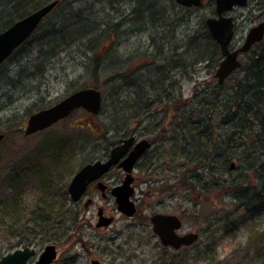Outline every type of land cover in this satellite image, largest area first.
<instances>
[{
    "label": "rangeland",
    "instance_id": "1",
    "mask_svg": "<svg viewBox=\"0 0 264 264\" xmlns=\"http://www.w3.org/2000/svg\"><path fill=\"white\" fill-rule=\"evenodd\" d=\"M5 1L7 0H0L3 4ZM67 1L70 3L73 0H63L51 13L53 19H59L56 26H47L37 32L35 31L31 36L32 38H30L33 41L28 42L24 48L17 51L11 57L10 62L7 63L8 69H11L10 77L0 80V119L3 118L5 120V118H8L12 124L20 120L23 122L20 134L6 137V143L0 146L4 149V156L0 159V251L6 254L8 251L6 250L7 246H12L17 241L22 240L23 237H27L28 241L37 250L47 244L55 243L58 246L59 257L54 264H90L93 259L99 260L102 264H166L171 257L175 261L186 257V264H264V205L262 208L258 207L260 210L257 213L244 212L239 204L231 201V197L228 196L230 191L226 186L231 183L248 181L252 185V172L249 171L246 174L242 165L237 168L235 166L230 174L231 176L220 177L217 174L208 182L210 183L209 185H204L207 193L212 191L220 192V200L212 199L209 202H204L203 196L207 193H201L200 188L189 190L188 193L179 190L171 199V210L185 211L189 214V217L193 214L199 217V214L200 217L204 216L206 218V222H210L212 226H215V229L210 228L204 234H200L197 244L183 252H168L167 255L166 251H161L156 246V238L149 228L144 234L137 231L131 233V231L122 229V233L116 240L115 245H113L110 239L113 237V233L118 232V230L110 229L109 231L100 230L97 232L94 228L96 222L94 207L86 210L94 218L77 219L74 233L66 232L64 229L72 226L73 220H65L64 223L56 225V227L61 226L64 229L58 235L51 234L54 232L42 231L40 228L42 224L39 223H43L40 221L43 220L40 218H43L42 216L44 215L42 213L43 210H40L42 205L47 208L57 204L62 208V211L72 210L67 202L68 198H66V201L64 200L65 194L62 190L64 188L67 190L73 174L91 156L90 153L96 147L97 138H94L88 128H86L82 116L71 117L68 121L41 133L31 137H24L23 129L26 126L29 115L67 97L76 90L91 87L87 84L90 81L89 78H91L89 74L91 71L86 70L83 66L85 61H87L83 53L85 47L91 46L92 41L89 38L95 35L94 32L97 29L95 28L96 26H91V22L94 20L99 22L97 23L98 25L100 24L97 34L101 38H98V42L94 43L96 52L94 54L91 52L88 56H95V53L99 52V55L105 56L103 65H109L104 73L96 76L98 82L103 84L101 92L104 96V103L101 107V113L93 120L94 123L100 126V131H103L107 123L112 124L113 121L120 120V116H134L141 113L132 104L125 103L126 99L124 96L120 95L119 98V81L117 78L120 68L128 63H126L128 57L123 52V48L131 58V62H133L135 60L133 52L138 48L137 45L140 42L147 43L150 39L152 31V18L150 15L154 16V21L158 18L166 21L169 18L164 17L165 10H171L169 6L170 0H152L150 7L146 9V11L150 10L149 13L147 12L146 14L145 11H141L147 17L142 22L140 18H137V16H141V12L139 11L140 15H137L133 11L132 0H103L100 3L93 1L94 4L90 0H75L72 5L67 4ZM204 1L207 3L208 0ZM40 3L42 4V0ZM121 5H123V8ZM2 8L3 10L0 9V12L8 10V8ZM246 10L239 9L238 13L236 11L233 14L235 17L238 15L235 32L236 43L239 41H241L239 43L243 42L246 31L249 28L248 24L250 22L248 23ZM88 14L89 16L85 17V19H90L85 24L89 25L88 27L71 25L74 24L72 19L76 18V16ZM198 14L203 15L202 19H206L209 12L206 7L199 10V13L193 11L189 23L190 31L196 28L198 24L200 26L201 21L196 17ZM122 16L127 17V20H123V22ZM121 21L122 29L118 28V24ZM69 25L75 26L72 32L64 31L60 33L62 27L67 28ZM128 32H130V35L135 33L138 37L132 36L130 41L124 42L123 46H121L120 42L124 39V34ZM90 33L94 35H90ZM52 34L57 37H62L63 35L64 39L58 40L50 36ZM47 42L50 43V46L43 47ZM144 47L143 44L142 52H144ZM39 51L41 52L40 55L43 56L42 64L39 65L40 68L29 71L26 67L28 57H30L29 61L37 60L33 58L36 57ZM216 67L215 65L207 64V62L198 64L186 78L181 91L173 92L175 96H179L176 99L177 105L193 101V106L188 111L195 116V120L200 110L197 103L201 100L202 93L206 91L211 96L212 90L216 86L214 79ZM45 68L47 69L43 70ZM35 74H37V79L32 81L31 76ZM113 77H117L113 79L115 81L111 84L107 83ZM94 79L96 82L97 79ZM39 83L44 85L39 87ZM21 85H23V88H21ZM230 85V80L228 79L221 93H224V95L229 94ZM11 94L15 97H12ZM43 94H46V96ZM127 104L130 106H127ZM170 110L173 111L172 106H170ZM209 111L205 110V113ZM205 113H203L202 117H204ZM176 118L174 117V119ZM208 120V123L213 121L210 118ZM6 125L1 127L4 134L7 132ZM77 126L80 129L75 130ZM195 129H197L195 126L190 128L183 141V135H181L183 132L181 130L174 131L172 133L174 135L172 150L176 152L175 149H179L181 152L186 153L182 146L185 141L189 142L192 148L198 146V149L191 155L197 156V153H203L202 145L204 144L200 143L205 140H199L198 132ZM215 135H217V131ZM211 149H213V145ZM219 149L220 147L217 151ZM206 152L211 151L208 149ZM21 160L31 164V166L27 165L30 168L28 185L24 189V194L18 195V191L13 192V196L16 199L12 200V191L8 188V183L4 179L7 174L19 175V177L22 175L21 170L20 172L18 169L11 171L14 170V165H20ZM181 163H184V161L173 162L172 172L158 170L156 180L159 181L168 174L172 177V180H169V184L175 187L182 176ZM191 163L188 162V165ZM232 163L236 165L237 161L234 160ZM256 164H261L264 169V158H260ZM193 165H196V163ZM5 167H8V171L4 170ZM204 175L206 174H203V177L201 176L202 181H204ZM256 176L255 179L258 181L260 174ZM226 179L230 182L226 183ZM221 180H225L224 184H222ZM48 181H52V186L56 184L55 188L51 187V192L49 191ZM257 181L256 186L258 184ZM216 185L223 186L217 187ZM158 186H160V183L155 184V187ZM199 191L201 194L198 197ZM51 196L52 200H50ZM257 197L251 196L250 203L258 202L254 200ZM94 198L99 202L97 197ZM154 209L161 211V208L156 209L155 207ZM164 210L169 211L170 208H165ZM211 212L219 214L222 218L218 225H214V216L204 214ZM224 214H232L233 216L223 219ZM18 218H21L19 225L24 222V227L34 231L36 235H29L26 229L18 228V230L14 226ZM67 218L69 219L68 216ZM32 219H38L39 222L30 223ZM26 220L29 222H26ZM190 220L189 218V222ZM189 222L186 223L187 228L190 226ZM121 224L119 223V225ZM206 225L207 223L203 226L206 227ZM192 226L194 227L195 225ZM186 227H184V231L187 229ZM198 231L199 226H196V232ZM142 238L143 241L141 240ZM126 239L131 241L127 245L122 244ZM94 244H98L97 247L91 248L87 252V247ZM103 249H107V252L103 251Z\"/></svg>",
    "mask_w": 264,
    "mask_h": 264
},
{
    "label": "flooded vegetation",
    "instance_id": "2",
    "mask_svg": "<svg viewBox=\"0 0 264 264\" xmlns=\"http://www.w3.org/2000/svg\"><path fill=\"white\" fill-rule=\"evenodd\" d=\"M90 1L92 4H94L93 1L100 3L103 0ZM74 2L75 0L71 1L70 3L67 1V4L72 5ZM51 3H55V6L41 19L39 23L41 28H46L47 26L55 27L57 21H59V19H53L51 13L56 7L60 5L61 0H42L43 6L41 7ZM169 6L171 7V10H165L164 14V17H167V19L169 18L166 21L162 20L161 18H158L154 21V16L150 15L152 18V31L150 33V39L147 43L140 42L137 45L138 48H136V50L133 52L135 55V60L133 62H131V58L123 48V52L128 57L126 59V63H128L127 65H124L120 68L118 79L119 95L124 96L126 99L124 102L132 104V106H134L135 109L137 108L138 111H141V113L134 116H120V120L113 121L115 123L112 122V124L107 123V125L104 126L105 130L100 131V126L95 124L93 121L97 115H92L83 109H75L68 117L59 120L53 125L56 126L58 124L64 123L74 116H82V120L83 123L86 124V128H88L89 132L94 136V138H97L96 147L92 149V152L90 153L91 156L85 160L86 162H84L82 166L78 168V170H76L72 178L77 174V172L87 165H92L95 162L105 163L109 161L111 159L110 153L116 147H121L123 150L121 155H119L117 158L116 163L112 164L108 170L87 184L84 193L76 202L73 203L69 201V194L66 190L68 197L67 202L72 209L67 213L69 215V219H71V221L73 220V225L70 227H65V231L74 233L76 231L77 219L94 218L92 217L91 213L86 212L87 209L94 207L96 221L94 228L97 232L100 230L109 231L110 229L118 230V232L113 233V237L110 239L113 245H115L116 240L122 233V229L131 231V233L137 231L138 233L144 234L147 228H149L150 232L156 238V246H158L161 251H166L167 255L168 252H183L195 246L199 240L200 234H204L206 230H210V228L215 229V226H212L210 222H206V218L204 216L200 217L198 214L199 217H196L195 214H193L191 217H189V214L185 211L171 210V199L179 190L188 193L189 188L181 187V185L177 183L175 187L174 185H170L169 180H172V177L168 174H166V177L163 179L157 181L156 174L158 170H163L166 172L173 171V157L175 155V151L172 150V143H174V135L172 133L174 131L181 130L183 132L181 133V135H183V141V139H185V135L190 130L189 117H187V107L189 103H182L181 108L176 109L178 112L176 116L174 110H170V106L173 107V104L177 103L176 99L179 97L175 96L173 92H180L183 84L186 81V79H180L182 70L185 69L187 73H189L188 58L190 54L191 42L194 45L200 44L198 40L200 38H204L205 32L208 33L205 25L206 19L210 17L218 18L215 12V0H208L207 3L206 1L201 0V6L199 8L182 6L177 4L175 0H170ZM203 7L207 8L209 12L208 17L206 19H202L203 15L198 14L196 17H198V19L201 21L200 26L198 24L196 28L190 31L189 23L192 12L195 11L199 13V10H201ZM239 9H247V19L248 23L250 22L248 24L249 28L246 31L245 37L252 28L257 27L260 24L264 25V0H248L246 6L243 8L233 7L231 12L224 13L222 16L232 17L234 23H236L238 15L235 17L233 14L236 11L238 13ZM86 16H89V14L85 16L78 15L76 18H85ZM122 21L118 24L121 29ZM130 32L124 34L125 42L130 41L131 37L129 38L127 36ZM235 32L236 29L234 30V37L230 47L232 50L240 48L245 40L244 37L242 43H239L241 41L236 43ZM133 36L138 37V35L135 33ZM192 39H195V42H193ZM143 44L145 46L144 52H142ZM261 46H264V34L262 40L253 44L246 53L249 60L254 58ZM204 55L209 58L211 56L210 53H206ZM147 70L155 71L157 74L152 78L139 80V73L145 72ZM36 77L37 74L32 77V81L37 79ZM43 85V83L38 84L39 87ZM43 95L46 96V94ZM61 100L48 105L46 108L57 104ZM128 104L127 106H130ZM46 108L44 107L43 109ZM149 111L150 113L148 114ZM99 112L101 113V111ZM183 112L184 116H182L180 121L179 116ZM174 117L177 118L174 119ZM179 122L182 123V125H180ZM78 129H80L79 126L75 128V130ZM182 146L185 149L184 152H187V147L191 145L189 142L184 141ZM175 150L176 154L180 156L183 154V151L181 152L179 149ZM134 151L140 152L141 154L131 166L130 170L126 171L124 162ZM260 155L261 158H264L262 153ZM253 158L257 161L260 159V157H258V159L255 157ZM251 176L253 182L250 186V189L252 195H254V192L257 190V187L255 186L257 181L255 178L257 176H254L253 173ZM259 180L260 179L258 177V183ZM262 180H264V175ZM124 181L128 182V186L122 189ZM208 182L209 180L204 175L203 184L209 185L210 183ZM158 183H160V186L155 187V184ZM198 189L201 191V193H207L206 186H198ZM200 191L197 194L198 197L201 194ZM94 197H97L99 202H97ZM118 199H126V201L129 203L127 211L129 212V208L133 209L131 210L133 212L131 216L126 215L127 212H123L119 209L121 206L118 203ZM55 207L61 208L57 204ZM155 207L156 209L161 208V211H156L154 209ZM251 207L252 210L249 211L250 213H257L259 211L257 205ZM165 208H170V210H164ZM204 214L214 216V225H218L222 219L219 214L217 215L214 212ZM156 215L176 217L181 224L180 229L176 231V235L182 237L191 233L197 234V241L189 246H181L178 249H174L170 246H163L160 243L158 236L153 232V224L151 219ZM228 215L224 214L223 219H228L233 216L232 214ZM189 218L191 219L190 222ZM107 222H109L107 226H102ZM187 222H189L190 225L188 228L186 227ZM119 223L122 224L119 225ZM205 223H207L206 227L203 226ZM192 225L195 226L193 227ZM196 226H199L198 232H196ZM184 227L187 228L185 231ZM53 229L54 233L56 234L59 227L54 226ZM64 229L61 227V230ZM141 240L143 241V238ZM130 241V239H126L122 244L127 245ZM51 244L55 245V243ZM47 245L37 250V248H35L31 243L22 241L17 246L14 245L9 251V254L18 250L21 251L25 248H29L34 253L27 260L26 264H34L43 253ZM97 245L98 244H94L90 247H87L88 249H86V251L88 252V250L90 251L91 248H96ZM55 246L57 248V261L59 257V251L58 246ZM103 251L107 252V249H103ZM173 260V257H171L166 264H173ZM56 261H54L52 264H54ZM92 262H96V264H102L97 259L91 260L90 264H92Z\"/></svg>",
    "mask_w": 264,
    "mask_h": 264
},
{
    "label": "trees",
    "instance_id": "3",
    "mask_svg": "<svg viewBox=\"0 0 264 264\" xmlns=\"http://www.w3.org/2000/svg\"><path fill=\"white\" fill-rule=\"evenodd\" d=\"M62 1L63 0H61V2ZM41 6H43V4L40 3V0H7L4 4L3 2H0L1 10H3L2 7H5V9L8 8V10L6 9L5 11L0 12V33L16 21L24 18L25 16L29 15L32 11H35ZM143 11H145V13L148 12L146 11V9ZM135 12L138 14L139 10L137 9L135 10ZM142 12L141 16L143 15ZM74 28L75 26L68 27L66 29L68 30L67 32H72ZM118 28H120V26ZM40 29L41 27L39 26L36 32ZM61 32L62 30L60 29V33ZM94 33L95 35L93 33H90V35H94L89 38V40L92 41L91 46L85 47V51L87 50V48H91L92 54L96 52L94 43H97L98 38H101V36L97 34V29H95ZM53 34L50 36H53ZM53 37L58 40L64 39L63 35L62 37ZM30 38L27 42L21 45L14 52V54L24 48L25 45L28 44V42L33 41L30 40ZM192 40L193 42H195V39ZM198 41L200 42V44L197 45H194L191 42L190 54L188 58L190 71H192L198 64H202L203 62H207V64H217L220 58L219 48L208 35V33L205 32L204 38H200ZM46 46H50V43L47 42L45 45H43V47ZM98 53H95V56L91 55L88 57L83 55L84 58L87 60L85 61L83 66L86 70L91 71L89 72L91 78H89L90 81H88L87 84L90 85L92 88L102 91L103 84H100V82H98L96 76L105 72L102 67L105 56H101ZM206 53L211 54L210 58L204 55ZM40 54L41 52L39 51L36 57L33 58L37 59L35 61H29L30 57H28L26 67L29 71H33L36 68H40L39 65L42 64L43 61V56ZM11 57L0 66V80L5 79L6 77H10L11 69H8L7 63L10 62ZM46 69L47 68L43 70ZM34 76L32 75L31 77ZM94 78L97 79L96 82ZM115 78L117 77H113L111 80H108L107 83L111 84L113 81H115L113 80ZM117 79H119V76ZM228 79L230 80L231 84L229 86V94L224 95V93H221L222 89L224 88V85H216L212 90L211 96H209L206 91L202 93L201 100H199L197 103L199 105L200 110L196 115V120L194 119L195 116L190 111H188L187 117H189V125H191L190 128H193L195 126L197 128L195 130H197L198 132L199 140H205L204 142L200 143L204 144L202 145L204 152L197 153V156H193L191 154H194V151L198 149V146H194V148L189 146L186 149L187 152L183 153L181 156L176 154L175 152L173 162H179L180 160L184 161V163H181L183 169L182 176L181 179L178 180L177 184H180L181 187H188L189 190H195L196 188H198V186H204V181H202L201 179V176L203 174H206L205 176L209 181L215 176H217V174L220 175V177L230 175L232 173V171L230 170V165L234 160L237 161V164L235 165L236 168L240 167V165L244 166L246 174L249 171L252 172L254 176L260 174V176H258L260 179L258 183L259 188L254 192V195H252L250 189L251 185L248 181L238 183L235 182L229 184V186H226L230 191L228 196L231 197V201L237 202V204H239L240 208L244 210V212H249L250 210L248 209L252 204H250L251 196H258L257 198H254V200L258 201L255 202V205H257L259 208H262L264 205V200L262 201L261 199L264 193V180H262L264 175V169L261 165H257V160L253 158H261V153L264 156V46H261L259 48L257 54L254 56L253 59L249 60L248 55L244 54L241 58L240 68L236 72H234ZM21 88H23V85H21ZM11 96L15 97L12 94ZM103 103L104 100L102 101V104ZM192 103L193 101L188 104L187 110H190L189 108L193 106ZM220 106L225 108V111H221L217 108ZM178 108H181V105H177V103H174L173 110L175 116L178 114V112L176 111V109ZM205 110L210 111L205 113ZM218 111H221V113H217ZM203 113H205L204 117H202ZM182 116H184V112L180 114V119H182ZM209 118L210 120H213L212 123H208ZM5 125L7 132L4 134L1 127H5ZM22 125V120L16 121L12 124L8 118H5V120L3 118L0 119V134L4 135V139L0 142V146L3 143H6V137L18 136V134H20L19 132L21 131ZM216 131L217 135H215ZM212 145L213 149H211ZM219 147L220 149L217 151ZM208 149L211 152H206V150ZM3 150V148L0 150V159H2L4 156ZM188 162L192 163L188 165ZM194 163H196V165H193ZM27 165L31 166V164L25 163V161L21 160L20 165H14V170L11 171H16V169H18L20 172L21 170L22 175L19 177V175L7 174L6 178L4 179L8 183V188L12 191V200L16 199L15 196H13V192L18 191V195H21L22 193L24 194L25 186L28 185L27 181L30 176V168L27 167ZM4 170L8 171V167H5ZM221 181L223 182L222 184H224L225 180ZM228 182L230 181L226 179V183ZM48 183L49 191L51 192V187L55 188L56 184H53L52 186V181H48ZM216 186L222 187L223 185ZM62 191H64L65 196L63 198L66 201V198H68L66 189L64 188V190ZM47 193L49 194V192ZM219 194L220 192H208L206 195L203 196V201L209 202L212 199L220 200L221 195ZM52 196L50 197V200H52ZM40 210H43L42 213H44V215L42 216L43 218H40L43 219L40 221H42L44 224L39 222L38 219H32L30 223L39 222L40 224H42L40 228L44 232H54L53 226L60 225L64 223L65 220L71 221V219H66L67 216L69 217L67 213L68 210L62 211L61 208H56L55 205H51L47 208L42 205ZM19 222H21V218H18L14 225L15 227H17V229H26L29 235H36L34 231L28 230L26 227H24V222L20 225ZM26 222L29 221L26 220ZM61 232L62 230L60 226L56 234H51L58 235ZM22 240L29 242L27 237H23ZM22 240L17 241V243H15L14 245L20 244ZM14 245L7 246L6 250L10 251ZM3 255L5 254L0 251V258ZM185 262L186 257H183L179 261L173 260V264H184Z\"/></svg>",
    "mask_w": 264,
    "mask_h": 264
},
{
    "label": "water",
    "instance_id": "4",
    "mask_svg": "<svg viewBox=\"0 0 264 264\" xmlns=\"http://www.w3.org/2000/svg\"><path fill=\"white\" fill-rule=\"evenodd\" d=\"M247 1L248 0H215V12L218 18H208L205 21L208 33L218 44L222 56V60L215 72L218 85H223L227 77L240 68L241 62L239 56L246 53L253 44L260 42L263 38L264 25L260 24L250 30L240 48L233 51L229 50L234 33L233 19L230 17H224L222 14L231 11L233 7L245 6ZM175 2L187 7L201 6V0H175ZM54 6L55 3H51L41 7L33 13L16 21L0 33V65L32 35L38 27L41 19L47 15ZM101 101L102 97L100 91L94 88H84L75 91L57 104L30 115L23 130V135L28 137L41 132L57 123L59 120L68 117L75 109H83L96 115L100 111ZM2 139L3 135L0 134V141ZM121 152H123L122 148L116 147L111 151V159L109 161L105 163L95 162L92 165L83 167L77 172L67 188L71 201L76 202L84 193V190L90 181L96 179L99 175L108 170L112 164L116 163ZM140 154V152L134 151L128 156L124 162L126 171L130 170ZM127 186L128 182L124 181L122 189ZM125 201L126 199H118V203L121 206L119 209L123 212H127V214L125 213L126 215L131 216L133 214L131 210L133 209L129 208L128 212L129 203ZM151 222L153 224V232L158 236L160 243L163 246H170L174 249H178L181 246H189L193 244L198 238L197 234L193 233L182 237L177 236L175 232L180 229L181 224L174 216L156 215L152 217ZM108 224L109 222L102 226H107ZM33 253L34 252L29 248H25L21 251L18 250L2 257L0 259V264H26L27 260L33 255ZM56 257V246L54 244L47 245L34 264H52L56 260ZM92 264H96V262H92Z\"/></svg>",
    "mask_w": 264,
    "mask_h": 264
},
{
    "label": "bare ground",
    "instance_id": "5",
    "mask_svg": "<svg viewBox=\"0 0 264 264\" xmlns=\"http://www.w3.org/2000/svg\"><path fill=\"white\" fill-rule=\"evenodd\" d=\"M134 1V2H133ZM132 2V7H134V9H133V11H135L136 10V8H138L139 9V11H143V10H145V9H147L148 7H150V5H151V2H152V0H132L131 1ZM121 7L123 8V5H121ZM215 9H216V5H215ZM137 15H140V12L137 14ZM122 18V20H127V17H125V16H122L121 17ZM137 18H140L141 19V21L142 22H144L146 19H147V17L146 16H137ZM211 19H215V17H210ZM89 20L90 19H85V18H73L72 19V22H74V24H71V25H79V26H82V27H88L89 25H85L86 23H88L89 22ZM79 23V24H78ZM97 23H99L98 21L96 22L95 20L94 21H92L91 22V26L93 25V26H96L95 28H97L98 29V31H99V27H100V24L98 25ZM236 23H233V30H235L236 29ZM68 27H72V26H68ZM67 27V28H68ZM61 30H62V32H64V31H68L66 28H61ZM93 30V29H92ZM129 38L130 37H132L133 35H130V34H128L127 35ZM124 38V37H123ZM126 41H127V39H126ZM125 42V38L122 40V42H120V45L121 46H123V43ZM86 52V53H85ZM92 52V50H91V48H87V50L85 51L84 50V53H83V55H85V56H87L88 57V54L89 53H91ZM189 63H188V72L189 73H187V71L184 69V70H182V72H181V76H180V79L181 80H185L186 78H187V76H188V74H190V68H189ZM103 67V70H106L108 67H109V65H103L102 66ZM157 73H155V71H151V70H147V71H145V72H142V73H139V80L140 79H142V80H145V79H149V78H152L154 75H156ZM175 92V91H174ZM219 110H221V111H225V108H223V107H217ZM221 111H218L217 113H221ZM255 186H256V184H255ZM256 187H259V184H257V186ZM261 199H264V193H263V196L261 197ZM251 204V203H250ZM255 205V203H252L251 205H250V207H249V209L248 210H252V207L251 206H254Z\"/></svg>",
    "mask_w": 264,
    "mask_h": 264
}]
</instances>
